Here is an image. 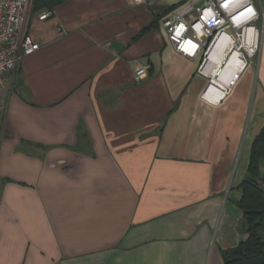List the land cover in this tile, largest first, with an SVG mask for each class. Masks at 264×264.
<instances>
[{
    "label": "crops",
    "instance_id": "1",
    "mask_svg": "<svg viewBox=\"0 0 264 264\" xmlns=\"http://www.w3.org/2000/svg\"><path fill=\"white\" fill-rule=\"evenodd\" d=\"M184 1L65 0L42 20L31 0L40 49L0 89V264H225L247 239L264 34L247 80L209 102L160 23Z\"/></svg>",
    "mask_w": 264,
    "mask_h": 264
},
{
    "label": "built area",
    "instance_id": "2",
    "mask_svg": "<svg viewBox=\"0 0 264 264\" xmlns=\"http://www.w3.org/2000/svg\"><path fill=\"white\" fill-rule=\"evenodd\" d=\"M31 6V0H0V89L13 78L23 58L40 49L26 32ZM52 14L44 12L40 19ZM160 23L178 53L200 60L197 73L208 79L202 98L216 103L233 92L243 71L258 59L264 0H186ZM150 70V64L138 66L134 79L143 80Z\"/></svg>",
    "mask_w": 264,
    "mask_h": 264
},
{
    "label": "trees",
    "instance_id": "3",
    "mask_svg": "<svg viewBox=\"0 0 264 264\" xmlns=\"http://www.w3.org/2000/svg\"><path fill=\"white\" fill-rule=\"evenodd\" d=\"M65 0H33V11L54 10ZM176 6L171 7L173 10ZM160 19V18H159ZM145 27L137 37L158 26V21ZM264 126L253 141L249 165L239 184L242 192L238 206L243 211L242 226L248 233L245 241L222 249L225 264H264Z\"/></svg>",
    "mask_w": 264,
    "mask_h": 264
},
{
    "label": "rangeland",
    "instance_id": "4",
    "mask_svg": "<svg viewBox=\"0 0 264 264\" xmlns=\"http://www.w3.org/2000/svg\"><path fill=\"white\" fill-rule=\"evenodd\" d=\"M246 80H247V73H245L241 76L239 83L245 82Z\"/></svg>",
    "mask_w": 264,
    "mask_h": 264
},
{
    "label": "bare ground",
    "instance_id": "5",
    "mask_svg": "<svg viewBox=\"0 0 264 264\" xmlns=\"http://www.w3.org/2000/svg\"><path fill=\"white\" fill-rule=\"evenodd\" d=\"M212 101H217L218 98H210Z\"/></svg>",
    "mask_w": 264,
    "mask_h": 264
}]
</instances>
